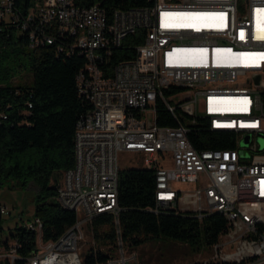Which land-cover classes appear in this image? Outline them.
<instances>
[{"label":"built area","instance_id":"built-area-1","mask_svg":"<svg viewBox=\"0 0 264 264\" xmlns=\"http://www.w3.org/2000/svg\"><path fill=\"white\" fill-rule=\"evenodd\" d=\"M104 1L36 0L24 10L0 0V22L26 33L32 48L56 44L59 53L84 57L78 94L91 106L76 124L74 167L55 179V200L76 213L75 222L44 240L34 216L26 227L39 233L36 248L22 257L14 241L0 259L138 264L120 226L121 155L129 154L144 164L133 168L155 173L150 212L225 217L227 230L203 264H264V148L257 143L264 137V0H141L114 8ZM133 35L134 57L111 64ZM160 104L174 125L159 124ZM105 214L114 219V244L95 235L94 221Z\"/></svg>","mask_w":264,"mask_h":264},{"label":"trees","instance_id":"trees-1","mask_svg":"<svg viewBox=\"0 0 264 264\" xmlns=\"http://www.w3.org/2000/svg\"><path fill=\"white\" fill-rule=\"evenodd\" d=\"M16 1L24 10L33 4L32 0ZM74 1L79 7H89L100 0ZM141 3V0H105L103 5L114 8ZM137 43L136 35L128 37L116 51L111 64L134 57ZM18 45L30 46L28 35L15 26L0 22V51ZM30 57L34 76L32 84L13 86L0 82V180H15L16 186L22 189H27L31 183L38 187L34 197V216L43 222V239L50 240L59 237L76 220L75 212L64 209L55 200L57 188L53 180L61 172L74 167L76 124L91 106L78 94L77 74L85 65L84 57L59 53L56 44L32 48ZM158 110L159 124L174 125L163 104ZM206 134L223 136L217 132ZM155 204L154 171L142 168L121 170L119 205L123 210L120 226L125 242L139 246L150 238L166 237L193 246H211L227 230V221L220 213L202 220L174 210L155 214L148 210ZM93 226L97 238H102L104 243H115L117 235L112 215L99 216ZM11 237L19 244V256L26 257L36 248L37 233L26 225L17 226ZM5 246H9L8 240ZM104 258L106 256L99 253L98 259ZM94 262L95 258L90 256L86 264ZM0 264L11 263L3 260ZM14 264L25 262L17 259Z\"/></svg>","mask_w":264,"mask_h":264},{"label":"rangeland","instance_id":"rangeland-1","mask_svg":"<svg viewBox=\"0 0 264 264\" xmlns=\"http://www.w3.org/2000/svg\"><path fill=\"white\" fill-rule=\"evenodd\" d=\"M22 3L25 0H21ZM31 3H35L32 0ZM31 46H16L4 48L0 51V82L13 86L32 84L34 81L31 69ZM238 137H247V130H239ZM261 149L264 148V137L257 140ZM132 155H121V166L133 168L144 166L141 159H133ZM62 173V172H61ZM63 173L61 174L62 177ZM59 177V176H58ZM55 182V180H53ZM15 180H0V206L7 209L8 213L0 216V252L5 253V241L13 244L11 233L19 225H26L33 221L35 211V193L38 187L33 183L27 189L16 186ZM177 188L188 189L193 184L182 182L175 183ZM90 234V232H88ZM39 233H37L38 238ZM92 240L93 236H89ZM98 248L107 249L100 241ZM127 254L135 253L138 264H200L213 255V248L208 245L193 246L188 242L172 238H150L139 246L125 242ZM117 253V249H113ZM4 259V258H3ZM2 258L0 261L3 260Z\"/></svg>","mask_w":264,"mask_h":264},{"label":"snow or ice","instance_id":"snow-or-ice-1","mask_svg":"<svg viewBox=\"0 0 264 264\" xmlns=\"http://www.w3.org/2000/svg\"><path fill=\"white\" fill-rule=\"evenodd\" d=\"M166 26H171V25H166ZM180 26H183V27H195L194 24H186V25H180ZM241 38H243V33H241ZM261 39H264V37H261ZM246 110V109H244Z\"/></svg>","mask_w":264,"mask_h":264},{"label":"water","instance_id":"water-1","mask_svg":"<svg viewBox=\"0 0 264 264\" xmlns=\"http://www.w3.org/2000/svg\"><path fill=\"white\" fill-rule=\"evenodd\" d=\"M258 80H259V77H258Z\"/></svg>","mask_w":264,"mask_h":264}]
</instances>
